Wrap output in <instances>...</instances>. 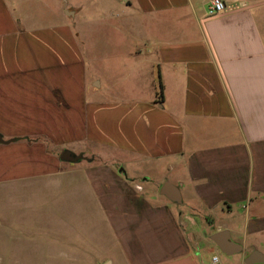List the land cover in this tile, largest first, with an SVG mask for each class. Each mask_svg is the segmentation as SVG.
I'll return each instance as SVG.
<instances>
[{
	"label": "crops",
	"instance_id": "0c3cea01",
	"mask_svg": "<svg viewBox=\"0 0 264 264\" xmlns=\"http://www.w3.org/2000/svg\"><path fill=\"white\" fill-rule=\"evenodd\" d=\"M223 1L0 0V195L40 177L42 202L72 190L92 212L49 207L11 234L0 216V264L8 236L27 246L10 264H264V0ZM87 216L105 233L68 221ZM61 221L80 228L68 254Z\"/></svg>",
	"mask_w": 264,
	"mask_h": 264
},
{
	"label": "rangeland",
	"instance_id": "374dc122",
	"mask_svg": "<svg viewBox=\"0 0 264 264\" xmlns=\"http://www.w3.org/2000/svg\"><path fill=\"white\" fill-rule=\"evenodd\" d=\"M101 46V45H100ZM106 48H109L108 45H104ZM98 48L94 44V41L92 40L91 42L87 43V53L89 56L93 58L95 54V49ZM90 64L92 66V70L95 71V66H96V61L92 59L90 61ZM123 159V158H122ZM67 166L68 164L74 165V162H67L65 163ZM84 164V163H83ZM81 165V164H80ZM44 178H33L32 180H29L28 185H20L16 187H10L13 189H10L9 186L6 189V197L4 193L0 195V216L5 220L7 223V229L9 230L10 234L13 232V230H16L17 226H23L21 223H24L26 220H29L32 222L36 218V216L32 215L31 213H36L37 214H42L43 211H46L47 208L50 207V209L54 208V211L57 213L61 212L63 208H70V210H78L80 208H86L84 209V214L86 215L91 214V210L89 209L90 207L86 206L84 204L86 199L84 197H77V195H71L69 193L72 190L67 191L64 189L63 191L60 190L59 192L54 193V198L50 197L48 200H54V203H50L49 206L47 205L46 202H42L43 198H46L47 194V189L43 186L47 181V179L43 180ZM86 178L78 172L71 173L69 175L65 174L64 176L61 177V181L65 182H70V181H84ZM87 180V179H86ZM73 183V182H72ZM75 191V190H74ZM47 200V199H46ZM89 200V199H88ZM33 205H31V204ZM84 219V218H83ZM67 221V220H66ZM74 222L73 225L75 224L77 227L82 226V228L87 229V230H94L97 229L95 226L103 228V233H105V224L101 221L95 222L94 220H91L86 217L84 220H68ZM67 221V222H68ZM34 222H37L35 219ZM62 225L66 228H62V230H59L54 234V236H50V238L55 239L56 241L59 242V245L61 244V251L63 253L68 254V247L63 246V245H68V241H71L73 245H79L78 240L76 237L79 236V230L80 228H73L71 229L65 225L63 221H61ZM71 230V231H70ZM8 234V235H10ZM38 234V233H37ZM41 234V233H39ZM38 234V235H39ZM47 236V235H46ZM8 240V241H7ZM6 242L4 248H3V261L2 264H10L12 258L16 256H20L21 260L25 259L26 253H25V241L15 243L16 240L12 241L10 236L6 237L4 239ZM14 242V244H13ZM60 254V252H59ZM57 255V257H54L53 259H49L50 263L49 264H67L66 261V256L64 258L63 254ZM42 255L35 256V260L41 261L43 260ZM8 257V258H7ZM20 260V261H21ZM38 262V264H39ZM21 264V263H19Z\"/></svg>",
	"mask_w": 264,
	"mask_h": 264
},
{
	"label": "water",
	"instance_id": "95a60500",
	"mask_svg": "<svg viewBox=\"0 0 264 264\" xmlns=\"http://www.w3.org/2000/svg\"><path fill=\"white\" fill-rule=\"evenodd\" d=\"M0 142L6 143L7 141L2 139V135L0 134ZM83 156L81 154H75L73 151L69 149H64L59 154V159L61 161H67V162H77L78 160L82 159ZM160 193L169 198L173 202L180 203L181 202V196L177 188L169 184L168 182H165L160 190ZM211 240L215 242V244L220 248V250L225 254L226 256H231L233 254H236L240 251V246L238 244L232 243L228 238L227 231H219L211 235ZM248 264H253L257 262L255 260L254 255H251L248 257L247 261ZM103 264H110L109 261H106Z\"/></svg>",
	"mask_w": 264,
	"mask_h": 264
},
{
	"label": "built area",
	"instance_id": "2783aa9c",
	"mask_svg": "<svg viewBox=\"0 0 264 264\" xmlns=\"http://www.w3.org/2000/svg\"><path fill=\"white\" fill-rule=\"evenodd\" d=\"M128 1V0H126ZM226 6L223 0H210V4L208 6V15L214 16L221 14L225 11ZM212 261L217 264V258L213 257Z\"/></svg>",
	"mask_w": 264,
	"mask_h": 264
},
{
	"label": "trees",
	"instance_id": "16d2710c",
	"mask_svg": "<svg viewBox=\"0 0 264 264\" xmlns=\"http://www.w3.org/2000/svg\"><path fill=\"white\" fill-rule=\"evenodd\" d=\"M159 83V94H161L162 92V86H161V83H160V81L158 82Z\"/></svg>",
	"mask_w": 264,
	"mask_h": 264
}]
</instances>
